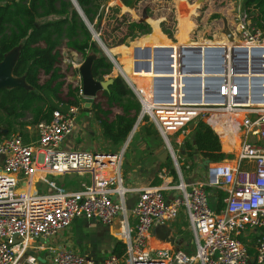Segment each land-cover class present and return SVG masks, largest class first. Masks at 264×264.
<instances>
[{"label": "built area", "instance_id": "2783aa9c", "mask_svg": "<svg viewBox=\"0 0 264 264\" xmlns=\"http://www.w3.org/2000/svg\"><path fill=\"white\" fill-rule=\"evenodd\" d=\"M167 1L173 7L176 0ZM243 1L237 0L229 42L148 46L146 88L129 80L117 60L103 53L111 74L139 104L137 122L147 119L162 141L176 175L174 186L164 182L136 188L135 202L126 210L130 190L121 177L126 140L112 153L62 150L60 144L76 124L79 110L74 106L37 124L29 144L18 134L0 140V264H264V36L244 17ZM131 55V75L138 74L140 61ZM81 63L70 65L77 70ZM77 86L82 97L80 77ZM196 119L213 131L230 132L236 152L233 162L205 166L204 182L186 185L168 138H187L186 126ZM72 173L88 174L90 180L66 192L54 179ZM168 190L175 192L171 199L163 195ZM210 190L224 194L217 213ZM179 213L193 252L149 249L151 228ZM79 218L106 227L116 224L123 254L95 259L54 245L57 235ZM249 235L255 238L251 257L241 241Z\"/></svg>", "mask_w": 264, "mask_h": 264}, {"label": "trees", "instance_id": "16d2710c", "mask_svg": "<svg viewBox=\"0 0 264 264\" xmlns=\"http://www.w3.org/2000/svg\"><path fill=\"white\" fill-rule=\"evenodd\" d=\"M119 1L125 7L130 3V0ZM179 2L183 1L179 0ZM103 3L104 0H73V2L72 0H0V61L5 53L21 45L12 69V76L15 78L23 76L28 88V90L23 88L0 90V118L8 121L0 125V140L5 138L12 125L35 129L37 124L48 122L54 111L63 112L68 107L74 106L80 112L91 114L100 139L112 151L117 150L124 143L136 122L139 104L120 78L110 76L112 66L92 40L85 22L98 32L100 41L114 58L117 54L122 55L123 72L140 83L143 88L147 84L144 69L146 66L143 63L146 49L155 41L162 44L167 41L159 34L156 21H150L153 33L149 35L150 27L145 22L132 20L127 14L115 19L118 13L116 7L107 8V12L112 14L108 19H114L112 24H108L109 32H99V9ZM242 12L250 24L260 30L264 36V0H244ZM190 14L177 16L178 37L180 20H187L188 30L191 28L188 21ZM104 20L106 24L110 23L107 22V16ZM159 27L161 33L171 39L173 28L166 26L164 22H161ZM120 31L122 37L119 41L127 40L131 43L127 46L115 45V38L106 43L113 33ZM62 51H65L67 56L79 58L80 61H83L88 54H93L95 59L90 68L93 80L102 82L111 79L106 90L87 100L89 104L87 108L84 107L85 100L78 94V86L72 87L64 80L66 73L61 70V63L64 60ZM132 53L140 62L136 65L139 73L131 75L129 56ZM67 69L71 72V76L77 74L70 66H67ZM143 120L148 122L145 118ZM152 129L154 131L150 130L149 126H142L140 133L145 137H158L153 126ZM19 136L24 144L35 140L26 142L21 135ZM180 148L184 155L183 164L180 162V171L185 167L192 170L196 158L209 161L211 164L226 158L221 152L217 135L201 119L194 121L193 129L182 141ZM123 159L124 155L122 161ZM165 167L168 168L166 170L175 182L173 167L169 168L166 163L162 164L161 168ZM157 183L155 180L150 185L155 186L158 185ZM210 191L209 202L217 213L221 208L224 194L219 190ZM241 241L246 247L247 255L253 256L255 238L241 239ZM123 250L124 246L120 242H114L110 253L121 256Z\"/></svg>", "mask_w": 264, "mask_h": 264}, {"label": "crops", "instance_id": "0c3cea01", "mask_svg": "<svg viewBox=\"0 0 264 264\" xmlns=\"http://www.w3.org/2000/svg\"><path fill=\"white\" fill-rule=\"evenodd\" d=\"M177 1V0H176ZM176 1L173 4V11H174V30L172 33L171 39L167 38L165 35H163L160 31L159 24L163 21V18H160L157 20V30L161 36L164 37V39L167 41L166 43L155 41L152 45H165L169 43H176L178 45H189L190 43H193L197 47L204 44H210L215 42H229L232 40L231 37V30L227 29L225 26L232 24V18L234 14V10L236 9L237 0H182L183 2L180 3V6L176 5ZM108 2L109 7L116 4L119 8L120 12H127L131 15V18H135L136 20H142L143 22L147 23L150 27V34L153 33V28L150 25V18L145 15V19H142V12L141 15H139L138 18H136V14L134 11H128L126 7H124L119 0H112V1H106ZM160 0H138V4L136 5V8L140 4H147L149 7L152 8L153 12H159L161 13V9L158 10L160 5ZM105 4V3H104ZM115 6V5H114ZM108 8V7H107ZM106 8V9H107ZM105 9V10H106ZM192 10V13L190 14ZM190 14L188 21L191 25V28L186 32V39L188 42L185 44L183 42H179L178 39V18L177 16L181 15H187ZM162 15V14H161ZM212 19L211 23H207V19ZM222 24L221 28L222 31L216 35H207V31L203 30L206 29V27L213 26L217 23ZM203 26V28L199 27V24ZM203 24V25H202ZM217 29V28H216ZM197 31L202 34V36L197 34ZM147 35V36H149ZM191 35H194L193 40H190ZM220 35V36H219ZM145 36V37H147ZM137 40V39H135ZM134 40V41H135ZM127 46V45H124ZM132 55L130 54L129 59L131 61ZM81 65V64H80ZM79 65V66H80ZM121 66V65H120ZM79 68V67H78ZM122 68V66H121ZM124 73V72H123ZM125 74V73H124ZM129 77V76H128ZM131 79V78H130ZM132 80V79H131ZM134 81V80H132ZM135 82V81H134ZM137 83V82H135ZM140 85V83H137ZM90 100V99H89ZM88 103L87 99L85 100L84 105ZM92 116L90 113L87 112H80L78 111V114L76 116V124L74 127V130L63 140V142L60 144V148L65 151H70V148H74V150L79 151H89V152H95V153H112L116 152L120 149V146L117 150L112 151L102 140L99 139V142L97 144H93V140H91V134L90 130L94 127L97 129L98 136L99 131L97 128V125L95 121H93V127H90V122ZM91 128V129H90ZM218 133L223 135V138L225 141L223 142L224 146H232L233 143L235 145V141L232 137V144L229 142L231 141V137L227 139V132L225 131H219V129H215ZM175 136V135H174ZM173 137V136H172ZM179 137V138H178ZM100 138V137H99ZM185 137L181 134H178L175 138V143L178 145V148L181 151L180 145L182 143V140ZM219 138V137H218ZM125 142V141H124ZM220 142L221 146V152L222 150V142ZM137 149L140 151L139 155H136L134 149L130 150V158L129 156L125 155L124 151V161H122L121 166V177H122V186L129 189L130 191L125 194L124 201H125V209L131 210L135 199H136V188L139 187H145V186H151L150 184L156 180L158 182L157 184L160 185L164 182H169V187H172L175 185V182L172 181V177L168 173V171L165 168H161L162 164H164V161L166 158H163L162 152L157 151H148L142 153V144L136 142ZM147 150V149H146ZM182 152V151H181ZM184 155L181 154L178 160H180L181 164H183ZM155 161L157 165L155 164ZM203 160L197 158L195 160V167L190 170L188 167H185L184 170L181 169V175L182 180L186 185L189 184H196L201 183L205 181L206 178V172H205V166H202ZM154 165H156L157 170L156 172L153 170ZM124 166V167H123ZM184 174V175H183ZM154 177V178H153ZM90 176L88 174H67L65 176H61L58 178H55L54 181L64 189L66 192H73L81 189L83 186L89 183ZM62 184V186L60 185ZM155 185V186H158ZM163 195L166 199H171L175 196V192L173 190H168L163 192ZM116 226V224L112 225ZM160 226H163L169 230V236L173 238V243L167 242L165 240L164 235L162 234V230L159 228ZM71 228V234L68 236H65V242H64V235L65 232ZM68 229H66L63 233L60 234V238L57 239V243L60 245H63L62 247L72 250L76 253L80 254H86L90 255L89 252L96 253V256L98 257H92L95 259H98L104 255V253H108L111 251L112 245L109 240V230H106V226H103L99 223H97L94 220H86L83 218L75 219L72 221L71 225ZM253 237V235L244 236L242 237L244 240H247L248 238ZM59 245V246H60ZM148 248L154 251H183L185 253L191 254L193 252V246L191 243V234L188 229L187 223L184 221V218L182 217V214L179 213L173 220L166 222L162 225H156L153 226L150 230L148 241H147ZM92 246H96V249H92ZM97 255V253H100ZM111 254V253H110ZM193 264H197L194 262Z\"/></svg>", "mask_w": 264, "mask_h": 264}, {"label": "rangeland", "instance_id": "374dc122", "mask_svg": "<svg viewBox=\"0 0 264 264\" xmlns=\"http://www.w3.org/2000/svg\"><path fill=\"white\" fill-rule=\"evenodd\" d=\"M106 1L107 0H104V3H106ZM161 2H160V5H159V8H158V10L159 9H161V13H160V11L159 12H153L154 10L152 9V8H154L153 6L152 7H149V6H147V4H140L137 8H136V6L133 8V10L132 11H134V13L136 14V18H138L139 17V15H141V12L144 10V13H145V15L146 16H148V18H150L151 20H154V21H157V20H159L160 18H163V21L162 22H164V24L166 25V26H170V27H172L173 28V30H174V11H173V9H172V7L169 5V3H168V1L167 0H160ZM120 2V1H119ZM104 3L102 4V6L104 5ZM108 3V2H107ZM106 3V4H107ZM137 4H138V2H137ZM136 4V5H137ZM115 5V6H114ZM114 5H112L111 7H116L117 9H118V13L115 15V19H117V18H119L121 15H123V14H127L130 18H131V15L129 14V13H127V12H120V10H119V8L117 7V5L116 4H114ZM125 7V6H124ZM108 8H110V7H108ZM127 8V7H126ZM155 9V8H154ZM162 14V15H161ZM107 16V22L109 21L110 23H107L106 24V21L104 20L105 19V17ZM112 16V14L111 13H108L107 12V9L106 10H104V12H103V15H102V17L100 18V21H99V32H109V26H108V24H112V22L114 21V19L113 20H109L108 18H110ZM132 20H136L135 18H131ZM211 21H212V19H211V17L210 18H208L207 19V23L209 24V23H211ZM161 23V22H160ZM199 24V23H198ZM203 25V24H202ZM221 26H222V24H221V22L219 23H217V26H216V24L215 25H213V26H209V27H206V29H203V30H206L207 31V35H216V34H218V33H220L221 31H222V28H221ZM199 27H200V29H201V27L203 28V26H201V24H199ZM228 30L230 29H232V24L231 25H228V26H225ZM89 28H90V30H91V32H92V34H91V37H92V40L94 41V39L96 38V40L98 41V43L96 42V41H94L95 42V44L98 46V44H100V45H102L104 48H106L103 44H102V42L100 41V39H99V35H98V32H95V30H93L92 28H91V26H89ZM217 28V29H216ZM122 31H120V32H115V33H113V35L108 39V41L106 40V43H109V42H111V40L113 39V38H115V45L116 44H123V45H128L129 43H131V42H128L127 40L125 41V42H122V43H119V40L121 39V37H122V33H121ZM223 32V31H222ZM197 34L198 35H200V36H202V34H200V32L199 31H197ZM93 35L95 36V38L93 37ZM220 36V35H219ZM193 37H194V35H191V38H190V40H193ZM134 41V40H133ZM132 41V42H133ZM114 46V45H113ZM99 47V46H98ZM110 47V46H109ZM99 49H100V47H99ZM101 50V49H100ZM101 52H102V50H101ZM102 54H103V52H102ZM104 55V54H103ZM62 56H63V59L64 60H62V63H61V70H62V72H65L66 73V78L64 79L65 80V82H66V84H70V85H72V87H74V86H76L77 85V78L79 77V74H78V71L76 70V69H74V68H72V66L70 65V63H74V62H77V61H79V58H77V57H74V56H72V55H70V56H67V54H66V52L65 51H62ZM107 59V58H106ZM115 60H117V62L119 63V65H121L122 66V62H123V59H122V55H116V57L114 58ZM108 61V60H107ZM109 62V61H108ZM67 66H70V68L72 69V70H76V72H77V74L76 75H73V76H71V72H69L68 71V69H67ZM110 76L112 77V78H114V77H116L115 75H113V73L112 74H110ZM84 100H86V99H84ZM87 100H89V99H87ZM85 102V101H84ZM2 118V117H1ZM0 118V125L2 124V123H4V122H8L5 118H2L1 119ZM91 119V122H90V127H93V122H92V119L93 118H90ZM93 121H94V119H93ZM142 126H149L150 127V130H152V131H154L153 129H152V126L148 123V122H146V121H139V122H137V120H136V122H135V124L133 125V127H132V130H131V133H129V136L127 137V139H126V151H125V155L127 156H129L128 158H130V155L129 154H131L132 155V153H130V150L131 149H134V150H136L135 151V153H136V155H139L140 154V151H138V149H137V145H136V142H138V143H140V144H142V153L144 154V152H150V151H153V152H157V151H159V149H160V151L162 150V149H164V146H163V143H162V141L160 140V138L159 137H157V136H149V137H145V136H143L141 133H140V129H141V127ZM1 129V128H0ZM91 129V128H90ZM213 131V130H212ZM213 133L216 135V131H213ZM16 135V134H18V135H21L22 137H23V139L26 141V142H30V141H33V139H35V129H33V128H30V127H27V128H20V127H18V126H14V125H12L11 127H10V131H9V133L6 135V136H4V137H7V136H9V135ZM90 134H91V140H93V144H97L98 142H99V136L97 135L98 134V132H97V129H95L94 127L90 130ZM218 134V133H217ZM227 134V136L228 137H231V141L229 142L230 144H232V134L230 133V132H227L226 133ZM178 134H176L175 136H173L172 138L170 137V138H168V140H169V143H170V146H171V148H172V151H173V153H174V156H175V158H177V162L179 163V167H181V165H180V160H178L179 159V157L181 156V154H182V152L179 150V149H177L178 148V145L175 143V140L173 139V138H175L176 136H177ZM218 137H219V141H221L222 142V153L226 156V158H225V161H228V162H233V160H234V157H235V152H236V145L234 146V143H233V145L232 146H224L223 145V142L225 141V139L223 138V135H219L218 134ZM227 137V138H228ZM179 138V137H178ZM185 139V138H184ZM183 139V140H184ZM101 140V139H100ZM182 140V141H183ZM233 140H235V138H233ZM124 144V143H123ZM122 144V145H123ZM234 146V147H233ZM71 150L70 151H74V148H70ZM147 149V150H146ZM165 150V149H164ZM165 152H166V150H165ZM125 155H124V157H125ZM197 159V158H196ZM123 161H124V159H123ZM167 164L168 166H169V168H171V166H172V163H171V160H170V158H169V156H168V154L166 153V159H165V161H164V164ZM155 164L157 165V163H156V161H155ZM156 165H154V167H153V170L156 172V170H157V167H156ZM124 167V166H123ZM165 169H168V168H166L165 167ZM181 172V171H180ZM184 175V174H183ZM154 178V177H153ZM60 185L62 186V184L60 183ZM36 188L38 189V190H40V191H43L44 190V188L40 185V184H37L36 185ZM106 230H109V240H110V242H111V245L114 243V242H119L117 239H116V235H115V232L117 231V225L116 226H110V227H107L106 228ZM72 232H71V228H69L66 232H65V235H64V242H65V236H68L69 237V235L71 234ZM60 237H62V236H60V234L59 235H57V238H60ZM71 239H73L72 238V234H71ZM38 242V241H37ZM53 243H54V245H60V244H58L57 243V239H55V240H53L52 241ZM60 246H63V245H60ZM66 249V248H65ZM92 249L94 250V249H96V246H92ZM89 256H92V257H98V256H96V253H91V252H89ZM99 254H101V252L100 253H97V255H99ZM108 254H110V252L108 253ZM104 255H107V252L106 253H104Z\"/></svg>", "mask_w": 264, "mask_h": 264}, {"label": "water", "instance_id": "95a60500", "mask_svg": "<svg viewBox=\"0 0 264 264\" xmlns=\"http://www.w3.org/2000/svg\"><path fill=\"white\" fill-rule=\"evenodd\" d=\"M112 1V0H108ZM73 2V0H72ZM138 0H130L129 5L127 6L128 11H132L133 8L136 6ZM108 3L104 4L103 6L100 7L99 9V16L100 18L103 15L104 10L109 7L107 6ZM75 8L78 10L76 5L74 4ZM79 15L81 16L82 20L84 18L81 15V12L78 10ZM142 19H145V13L144 10L142 11ZM140 22H143L142 20H138ZM85 25L87 26L90 34H92L89 25L85 22ZM95 38V36L93 35ZM96 40V38L94 39ZM119 43H122L119 41ZM100 49L102 50V45L98 44ZM21 45L17 46L16 48L10 50L9 52L5 53L2 56V60L0 61V90H9V89H14V88H23L28 90L25 82H24V77H19L15 78L12 76V69L15 64L16 59L18 58L19 55V50H20ZM104 53V51L102 50ZM95 59V56L93 54H88L85 59L82 61L81 65L77 69L79 77H80V89H81V95L84 99H92L97 93L106 90L107 86L111 83V79L102 81V82H96L93 80L90 72L91 68V63ZM262 62V61H261ZM262 69L261 67L258 68V72H261ZM89 106L88 103L84 105L85 108ZM194 122L191 121L187 124V129L191 131L193 129ZM163 158H166V153L164 149L161 150ZM211 163L209 161L203 160L202 166H207L210 165ZM162 230V234L165 237V240L167 242L173 243V238L169 236V230L167 228L160 226L159 227ZM40 243H43V240H39ZM33 255V254H32ZM39 261L42 262L40 258H38Z\"/></svg>", "mask_w": 264, "mask_h": 264}, {"label": "bare ground", "instance_id": "6f19581e", "mask_svg": "<svg viewBox=\"0 0 264 264\" xmlns=\"http://www.w3.org/2000/svg\"><path fill=\"white\" fill-rule=\"evenodd\" d=\"M176 5L177 6H180V2L179 0L176 1ZM180 36L178 37L179 39V42H183L186 44L187 42V37H186V32L188 31V23H187V20L185 19H182L180 20ZM160 39V38H159ZM162 41V39H160ZM102 50L104 51V53L107 55V56H112L111 53L109 52V50L107 48H104L102 47ZM113 57V56H112ZM114 58V57H113ZM124 74V73H123ZM129 80H131L126 74H124ZM132 81V80H131ZM137 84V83H136ZM139 85V84H138ZM140 87H142V85L140 84L139 85ZM146 86V85H145ZM143 88V87H142ZM146 88V87H145Z\"/></svg>", "mask_w": 264, "mask_h": 264}]
</instances>
